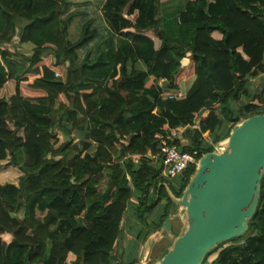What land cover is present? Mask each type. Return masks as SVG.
<instances>
[{
	"label": "trees",
	"instance_id": "trees-1",
	"mask_svg": "<svg viewBox=\"0 0 264 264\" xmlns=\"http://www.w3.org/2000/svg\"><path fill=\"white\" fill-rule=\"evenodd\" d=\"M99 2L106 30L72 10L85 2L0 0V264H115L128 207L148 228L145 240L175 207L156 136L197 124L184 151L201 158L241 120L264 115V90L249 88L264 73V0ZM16 39L33 46L31 57L9 49ZM194 77L185 99L162 96ZM195 172L179 178L182 195ZM248 236L245 248L223 250L220 264H264V178Z\"/></svg>",
	"mask_w": 264,
	"mask_h": 264
},
{
	"label": "water",
	"instance_id": "water-1",
	"mask_svg": "<svg viewBox=\"0 0 264 264\" xmlns=\"http://www.w3.org/2000/svg\"><path fill=\"white\" fill-rule=\"evenodd\" d=\"M263 178L264 115H258L241 120L222 147L200 158L181 198L169 191L183 226L155 264H204L219 245L248 234ZM172 221L170 215L161 234L173 235ZM148 252L141 264H149Z\"/></svg>",
	"mask_w": 264,
	"mask_h": 264
},
{
	"label": "rangeland",
	"instance_id": "rangeland-1",
	"mask_svg": "<svg viewBox=\"0 0 264 264\" xmlns=\"http://www.w3.org/2000/svg\"><path fill=\"white\" fill-rule=\"evenodd\" d=\"M99 1L103 2L104 0H90V1L77 0V2H85V3H79L77 5L72 6V10H77V11L81 10V11L87 12V14L89 15L88 18H95L96 24L98 26H101L102 29L106 30L107 27L105 26V23H104L105 20H104L103 12H102L103 4L100 5ZM87 2H90V3H87ZM88 18L79 19L75 23V25L73 27V30H72V34H71L72 40H75V39H77L79 37L82 25L85 23V21ZM9 49H12L13 51H16L18 54H20L22 56L31 57L33 55V49L34 48L30 44L20 46L18 39H16L14 41V43L9 46ZM50 53L51 52H48L47 54H50ZM85 53L86 52H84V51L81 52V54H80L81 59L85 56ZM65 71H66V69L64 70V72ZM183 82H181L180 85ZM192 83H193V80L192 81H187L185 86L187 88H190ZM62 102L67 103L68 101L66 100L65 97H63L62 98ZM58 106H59V104H57V107ZM57 132H58L57 133L58 139H60L62 142L68 141V138H66L63 135L62 132H59V131H57ZM79 136L80 135L78 133H75V135H74V139H75L74 140V144H78L80 142ZM206 138H207L208 141H210L209 140L210 137H206ZM225 141L219 143L217 146L215 145L216 148L217 147L218 148L222 147V144ZM162 180L166 181V183L169 185V187L172 190V192L176 194V196L180 197L182 195V193L179 191L178 186H177V184H179V185L182 184V181H180L179 178L178 179H172V178H169V177H163ZM10 182H12V181H10ZM34 213L37 216V218H41L42 214H43V210H42V208H39L38 206H36V207H34ZM182 226H183V224H182L181 220L179 219V217H176L175 229H173L174 233H173L172 236H170L168 234H166V235L161 234V230H162V228H161L158 233H156V234H154L153 236L150 237L151 241L154 242L151 247L148 245L149 241H147L146 243L143 242L141 250H138V252L136 253L135 250H134V248H135L134 245L130 246L129 249H128V253H127V258H126L127 260L126 259L125 260L129 261L130 258H132V259L135 258L141 264L144 261L146 253L149 251L148 252L149 253L148 263L149 264H155L156 262L160 261L167 254L168 250L172 246L174 237H176L180 233V231L182 229ZM249 238H250V236H248V237H246V238H244L243 240H240V241H236V242H232L231 241V242L223 243L224 245L221 244L222 245L221 248L218 251L214 252L212 255L208 256V258L206 259L204 264H220V253L223 252V250H225L227 248H231V247L245 248ZM124 257H125V255H123V252H121V250H119V245H118L116 250H115V264H122V262H124Z\"/></svg>",
	"mask_w": 264,
	"mask_h": 264
},
{
	"label": "crops",
	"instance_id": "crops-1",
	"mask_svg": "<svg viewBox=\"0 0 264 264\" xmlns=\"http://www.w3.org/2000/svg\"><path fill=\"white\" fill-rule=\"evenodd\" d=\"M177 5H180V2H178L176 4H165L163 6V9H162V15L164 16L165 14H168L170 12H173L175 9H178V8H176ZM190 57H191V53L189 52V53L186 54L185 58L181 62L182 63V67H187L190 64ZM185 60H189V62L188 63H185ZM141 68L143 69L144 67L141 66ZM151 80L154 81L153 78ZM192 80H193V83L190 86V88H187L185 86L186 83H187V81H184L180 85L181 88L179 87V89H178L177 92H173V91H169V90L164 89L162 96L164 97L168 93H177V94H179V95L182 96V98L179 99V100L185 99L186 96H187V94L189 93V91L192 89V87L194 85L195 77L194 78H191L188 81H192ZM157 85L160 88H163V87H166L167 86V83L164 80H160L157 83ZM249 88H250V92H251L252 96L255 95V94H260L264 90V73L259 74V75L252 76L249 79ZM211 112H212V110L209 109V108L203 110L202 113H201V118L208 117ZM198 128H200V127L197 124H195L194 126H187V127L176 128V129H179L180 130V134H179L178 138L176 139V145L180 149H182V150H185V149L189 148L192 145V142H191L189 136H187V134H188L189 131L198 130ZM78 134L80 135L79 136V140L81 141L83 139V134H80V133H78ZM161 137H164V136H161ZM203 137L206 140V142H208L209 144L213 145V143L211 141H208L207 138H206V137H210L211 138L210 133L204 134ZM223 141H225V140H223ZM223 141H220V143L223 142ZM218 144H216V146ZM157 159H158V161L156 163H158V168H159V164L161 163V160L159 159V157H157ZM159 170H162V177H168V175H167L166 170L164 169V167L159 168ZM177 186H178V189L180 191V186L181 185L177 184ZM132 202L134 204H137L136 199H134ZM164 205H166V202L165 201H163V203L160 206H158L157 209L152 213V215L150 216V222L149 223H153L154 221H156L160 217V215L162 214V211H163L162 207ZM132 208L133 207H128V210H127L125 219L123 221V232H122V236H121V238H120V240L118 242L119 250H121V252H123V255H125L124 262H126V260H127L126 259L127 258V253H128V249H129L130 246H133L134 245V247H135L134 250L137 253L138 250H141L142 245H143V242L146 243L147 241H149L148 242V245H150V242H151V246L154 243L150 239V237L153 236L154 234L151 235V236H149V238L147 240L144 239L145 236H146V233H149V230H148V228L144 227V225H142L137 220L136 214H135V212H134V210ZM178 211H179V209L176 206L172 209L171 215L173 216V221H172V223H173V229H175V220H176V217L178 216ZM164 235H166V233Z\"/></svg>",
	"mask_w": 264,
	"mask_h": 264
},
{
	"label": "built area",
	"instance_id": "built-area-1",
	"mask_svg": "<svg viewBox=\"0 0 264 264\" xmlns=\"http://www.w3.org/2000/svg\"><path fill=\"white\" fill-rule=\"evenodd\" d=\"M164 98L179 100L182 96L177 93H168ZM179 134V129H171L164 137L156 136L160 150L158 157L161 160L162 167L168 172V177L172 179L181 178L191 167H197L200 160L198 152L189 153L176 145ZM217 148L214 145V150Z\"/></svg>",
	"mask_w": 264,
	"mask_h": 264
}]
</instances>
